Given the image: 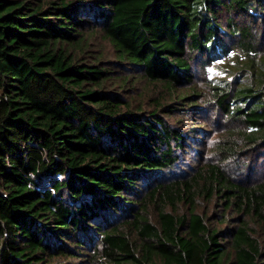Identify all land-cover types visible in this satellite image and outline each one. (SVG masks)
Listing matches in <instances>:
<instances>
[{
    "label": "trees",
    "instance_id": "obj_1",
    "mask_svg": "<svg viewBox=\"0 0 264 264\" xmlns=\"http://www.w3.org/2000/svg\"><path fill=\"white\" fill-rule=\"evenodd\" d=\"M221 12L264 19V0H0V264H75L86 252L87 264H264V177L242 182L221 165L264 146V72L217 93L244 128L220 164L166 184L185 137L157 115L171 105L145 113L130 95L142 80L189 90L193 57L232 49ZM95 31L111 59L87 46ZM252 42L239 47L256 53ZM203 201L218 202L215 215L197 210Z\"/></svg>",
    "mask_w": 264,
    "mask_h": 264
},
{
    "label": "rangeland",
    "instance_id": "obj_2",
    "mask_svg": "<svg viewBox=\"0 0 264 264\" xmlns=\"http://www.w3.org/2000/svg\"><path fill=\"white\" fill-rule=\"evenodd\" d=\"M230 18L237 23L236 32L231 36L228 32L229 27L226 26V21ZM217 20L222 30L218 33L220 40L222 39L225 45L232 49L228 54L219 56L209 63H201L198 57H193L190 62L191 83L182 86L189 90L178 88L172 92L174 94L172 96V94H164L165 87L162 83H149L142 80L137 81L136 90L130 92V95L133 94L135 103L143 104L145 113L150 112L156 106L155 103L159 107L166 104L171 105V107L159 108L157 115L162 116L185 137L184 149L181 151L175 149L174 151L177 161L169 170L163 172L162 182L165 184L182 179L207 164H220L224 157L222 147L225 142L231 135H236L237 131L244 128L240 122L233 121V118L219 106L217 93L220 91L222 93L225 91L234 92L237 87L247 86L250 83L256 86L254 83L256 78L253 74L264 72V66H262V60H264V19L258 17V19L250 21L239 15H228L221 12ZM239 28L249 29L252 36L243 38L239 34ZM243 39L253 40L252 45H254L256 53L243 52L241 46L239 47L240 41ZM86 42L91 51L101 53L103 59H111L112 47L99 31L88 34ZM126 72L131 76L137 75L131 69ZM262 83L264 84V79H262ZM193 88L196 89L197 96L191 100L174 102L176 94H186L187 92L188 96H192ZM182 104H187V106H182ZM176 105L180 109L169 113L168 111L174 109ZM231 138L238 141L239 136ZM221 165L227 172L234 175L236 180L242 182L263 178L264 146L245 148L239 152L235 160H224ZM216 203L218 202H198L197 210L206 213L207 216H213L215 215L214 211L219 208ZM178 209L184 211L185 206L180 204ZM147 214L149 219L153 220L155 209L150 206ZM228 216L232 220L227 224L217 225L219 230L236 221L235 213L232 212ZM89 255L90 253L86 252V256L81 257L75 264H87Z\"/></svg>",
    "mask_w": 264,
    "mask_h": 264
}]
</instances>
